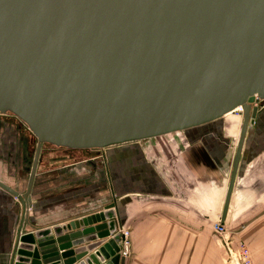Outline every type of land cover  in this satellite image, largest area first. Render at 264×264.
I'll use <instances>...</instances> for the list:
<instances>
[{"label":"water","instance_id":"1","mask_svg":"<svg viewBox=\"0 0 264 264\" xmlns=\"http://www.w3.org/2000/svg\"><path fill=\"white\" fill-rule=\"evenodd\" d=\"M263 104L264 0H0V116L36 142L21 189L0 180L21 204L7 264L125 262L111 184L96 210L30 223L45 145L103 154L197 131L240 108L234 147L204 136L179 153L185 172L227 175L222 223Z\"/></svg>","mask_w":264,"mask_h":264},{"label":"crops","instance_id":"2","mask_svg":"<svg viewBox=\"0 0 264 264\" xmlns=\"http://www.w3.org/2000/svg\"><path fill=\"white\" fill-rule=\"evenodd\" d=\"M237 112L233 111L209 125L223 123L218 130L235 135L236 132L226 125L224 118ZM238 113L237 138L242 118L241 111ZM126 145L131 147L123 161L114 158L118 163L114 177L118 180L115 196L120 229H127L130 233V247L124 264H226L228 253L223 238L227 233L246 243L256 264H264V104L258 106L254 125L247 129L222 222L227 231L222 238L212 232V226L217 221L221 222L227 175L185 172L179 161V153L184 147L176 150L175 162L165 149L160 151L163 161L153 162L145 151L139 149V142ZM122 146L110 147L103 152L106 154V150ZM2 182L16 184L5 178ZM20 183L19 190L23 185ZM107 192L110 199L109 189ZM32 203L34 208L33 195ZM43 209L48 214L56 207ZM59 210L61 217L67 216L61 207ZM36 216L37 221L36 218L32 220L29 213L30 223L38 227L65 220L61 218L42 224L44 213H37ZM19 217L18 201L0 189V264L8 262ZM30 228L28 225L27 230Z\"/></svg>","mask_w":264,"mask_h":264},{"label":"rangeland","instance_id":"3","mask_svg":"<svg viewBox=\"0 0 264 264\" xmlns=\"http://www.w3.org/2000/svg\"><path fill=\"white\" fill-rule=\"evenodd\" d=\"M238 112L224 118L226 125L236 132L235 135L230 136L223 130H218L223 125L221 123L215 126L207 125L197 131L175 133L141 141L138 147L145 151L148 159L153 162L163 161L160 152L162 149L167 150V154L172 155V161L175 162L177 149L188 146L204 136L218 138L227 145L234 147L240 121V113ZM35 145L33 136L19 122L11 116L6 118L0 116L1 181L4 178L8 179L10 182L16 183L13 185L18 189V186L21 185L20 182H24L27 178ZM130 147L127 145L116 149L121 152L120 156L116 155V159L127 156ZM108 164L112 179H115L114 176L117 174L115 168L118 163L117 161L114 163V160L111 161L110 159ZM37 172L32 190L35 202V207L31 208L30 211L32 220L38 216H36L37 213H44L42 218L45 221L42 224L53 223L61 218L68 219L87 211L96 210L109 201L106 177L98 151H68L45 145L41 152ZM49 206L56 207V210L47 214L43 208ZM60 207L67 216L61 217ZM50 213H54L55 216H51ZM52 218L56 219L51 220Z\"/></svg>","mask_w":264,"mask_h":264},{"label":"built area","instance_id":"4","mask_svg":"<svg viewBox=\"0 0 264 264\" xmlns=\"http://www.w3.org/2000/svg\"><path fill=\"white\" fill-rule=\"evenodd\" d=\"M212 232L219 237H223L226 234L225 226L217 221L212 226ZM120 254L124 258L128 255L130 247V233L127 229H120ZM234 234L227 233L223 238V245L227 249L226 264H256L252 258L246 243L241 239H234Z\"/></svg>","mask_w":264,"mask_h":264},{"label":"flooded vegetation","instance_id":"5","mask_svg":"<svg viewBox=\"0 0 264 264\" xmlns=\"http://www.w3.org/2000/svg\"><path fill=\"white\" fill-rule=\"evenodd\" d=\"M103 154H101V152H99L100 154V159L102 160V165H103V172H104V175L106 177V182H107V186L109 184H111V186L113 187L114 185V192H115V184L118 180L116 179H112V175H111V172H110V166L108 164V161H111L114 160V158L116 157V155L120 156L121 155V152L117 151L116 149H109V150H106V154L104 152H102ZM127 153V152H126ZM106 156V158H105ZM123 161L124 158H121ZM115 162V161H114ZM39 166V165H38ZM109 175V179L107 178V174ZM113 183V185H112Z\"/></svg>","mask_w":264,"mask_h":264},{"label":"bare ground","instance_id":"6","mask_svg":"<svg viewBox=\"0 0 264 264\" xmlns=\"http://www.w3.org/2000/svg\"><path fill=\"white\" fill-rule=\"evenodd\" d=\"M237 110H239V111H241V109L240 108H237V109H235V110H233V111H237ZM232 111V112H233ZM242 114V113H241ZM215 122V121H214ZM116 147V146H115ZM19 190V189H18ZM17 199V198H16ZM17 201H18V199H17ZM18 203H19V206H20V213H21V204H20V202L18 201Z\"/></svg>","mask_w":264,"mask_h":264}]
</instances>
